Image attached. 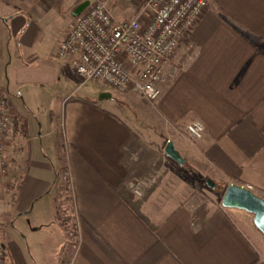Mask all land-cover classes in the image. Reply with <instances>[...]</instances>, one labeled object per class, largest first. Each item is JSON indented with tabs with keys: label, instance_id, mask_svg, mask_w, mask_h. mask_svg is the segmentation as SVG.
I'll list each match as a JSON object with an SVG mask.
<instances>
[{
	"label": "crops",
	"instance_id": "1",
	"mask_svg": "<svg viewBox=\"0 0 264 264\" xmlns=\"http://www.w3.org/2000/svg\"><path fill=\"white\" fill-rule=\"evenodd\" d=\"M84 1L0 0V88L13 119L11 167L0 176L5 264H264V233L252 213L192 200L161 167L173 162L161 151L172 141L223 187L252 186L264 198V0H209L164 66L148 127L110 87L96 84L98 94H111L102 99L66 95L81 78L73 57L56 52ZM139 1L112 0L111 10L128 19ZM24 85L58 86L56 114L37 135L11 100V89ZM194 119L205 125L198 141L185 133ZM44 138L70 173L71 212L61 185L48 214L40 209L30 222L27 202L37 203L44 189L29 173V142ZM132 179L143 183L141 198L129 191ZM45 228L47 236H38Z\"/></svg>",
	"mask_w": 264,
	"mask_h": 264
},
{
	"label": "built area",
	"instance_id": "2",
	"mask_svg": "<svg viewBox=\"0 0 264 264\" xmlns=\"http://www.w3.org/2000/svg\"><path fill=\"white\" fill-rule=\"evenodd\" d=\"M111 3L91 2L59 42L56 55L60 59L73 57L75 71L83 81L156 101L162 92L164 66L194 29L209 0H142L138 14L122 20L113 15ZM6 102L7 97L0 94V176L11 167L13 119ZM185 133L198 141L204 137L205 125L191 120ZM61 179L70 180V174L63 172ZM142 186L134 179L128 182L129 191L137 198L144 194ZM246 188L252 190V186ZM5 260L6 252L0 245V264Z\"/></svg>",
	"mask_w": 264,
	"mask_h": 264
},
{
	"label": "rangeland",
	"instance_id": "3",
	"mask_svg": "<svg viewBox=\"0 0 264 264\" xmlns=\"http://www.w3.org/2000/svg\"><path fill=\"white\" fill-rule=\"evenodd\" d=\"M141 2L142 0H140L136 6V10H138L137 14L139 12ZM136 15L132 17H135ZM96 84L97 83L92 81H83L82 79H80L78 85L76 84V86L73 87L72 90H70V92H67L66 95L68 96L72 94L75 97L83 95V96H89L99 99L100 94L97 93L96 87L98 86V84L97 86ZM56 87L58 86L44 85L43 87H36L33 85H28V86L24 85L20 88L11 89V95H12L11 100L15 104L17 111L19 113L24 114L27 120H30L31 123H33L35 128L34 133L36 135L39 132H41L40 129L41 126L39 123L43 119L46 120V118H49V116L52 117V115L56 114L54 110V94L58 90ZM3 93L7 97L6 103L9 106L8 108L10 112V107H11L10 96L3 89L0 88V94ZM113 93H115V96H117L118 98L117 100L119 101V103L121 105H124L126 108H128V111H130V117L135 119V121L138 124L142 126L144 125L146 127H148L149 125L153 126L152 113H153L155 101H150L148 99H145L132 91L122 92L113 89ZM127 94L128 96H126V98H128V100L125 101L123 99L124 98L123 95H127ZM112 98H110L109 100H113L115 102L116 100ZM44 115L45 117H43ZM34 133H32V136L34 135ZM27 144L26 147L28 148L29 145ZM29 144H31L32 146V150H31L32 156L29 158V162H28L29 173L33 174L34 181L38 180L40 181V183H42V187L44 190L40 194L42 195L41 198L40 196L37 198L39 199L37 203H36V198H33L31 201L27 202L29 209L28 211L31 210L30 218H28V220L31 222L33 220L34 213H36L40 209L43 211L45 216L48 214L49 208H51L53 205V198L54 196L58 195V191H60L61 185L63 186V188H65V190H63L60 194L63 195V199L60 198V201L62 200L63 202H67V203L69 201L68 208H66L67 214H69V212H71V208H69L70 189L66 185L69 180L65 181L61 179V174L63 172L69 173V171L67 169H63L61 171L59 159L57 160L56 157H54L53 155L52 148L54 147V145L49 144L48 138H44L41 141L30 140ZM161 151L165 155L164 148ZM37 161L46 162L47 166H45L44 163H38ZM166 161L168 162L166 163ZM166 161L163 162V165L161 167L162 169L164 167V169L167 170V172H170L172 178L171 180L172 182H170V184L172 185L173 188L176 189L177 185L179 184V187L186 189L187 192H189V194L191 193V195L188 196L189 198H192V200L197 202L204 201L202 203L213 201L214 203L221 205V201H222L221 192L224 191L225 187H223V184H221L219 180H214L212 178L213 177L212 174L208 170L203 169V167H198L196 164L190 165L189 161L187 160H186V164L183 166L179 165L174 160L173 162L170 161V159H167ZM168 163L172 164L173 167L172 168L168 167L169 166ZM208 178L212 179L217 184L215 188H210L207 185L206 179ZM196 179L198 180L197 184L200 185V187L204 190L205 193H202V191L197 190L198 187H195ZM46 230L47 228H45L43 232L38 233V236H44L47 232ZM45 236H47V234ZM29 259L32 261L30 257Z\"/></svg>",
	"mask_w": 264,
	"mask_h": 264
},
{
	"label": "water",
	"instance_id": "4",
	"mask_svg": "<svg viewBox=\"0 0 264 264\" xmlns=\"http://www.w3.org/2000/svg\"><path fill=\"white\" fill-rule=\"evenodd\" d=\"M90 4V0L82 2L75 10L74 15L78 16ZM110 93H102L100 98L110 97ZM165 154L177 162L184 165L186 159L176 149L172 141H168L165 147ZM206 183L210 188H215L217 184L210 178L206 179ZM221 204L226 208H238L246 210L254 215L255 226L264 233V198L253 192L252 190L239 185L229 184L222 197Z\"/></svg>",
	"mask_w": 264,
	"mask_h": 264
},
{
	"label": "trees",
	"instance_id": "5",
	"mask_svg": "<svg viewBox=\"0 0 264 264\" xmlns=\"http://www.w3.org/2000/svg\"><path fill=\"white\" fill-rule=\"evenodd\" d=\"M185 164H186V163H185ZM185 164H184V165H185ZM63 169H65V168L62 167V168H61V171H62ZM155 182H156V179L154 180V182H153L152 184H154ZM195 182H196L195 187H198L197 190H200V191H202V193H205L204 190L200 187V185L197 184V183H198V180H197V179L195 180ZM225 189H226V187L224 188V191L221 192V196H222V197H223V194H224V192H225ZM204 195H205V194H204Z\"/></svg>",
	"mask_w": 264,
	"mask_h": 264
}]
</instances>
